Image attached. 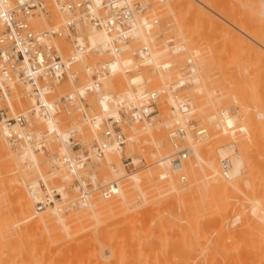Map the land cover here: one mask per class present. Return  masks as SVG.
Instances as JSON below:
<instances>
[{"label": "rangeland", "instance_id": "374dc122", "mask_svg": "<svg viewBox=\"0 0 264 264\" xmlns=\"http://www.w3.org/2000/svg\"><path fill=\"white\" fill-rule=\"evenodd\" d=\"M173 1L166 0L162 16L171 24L170 33L183 42L178 32H175V22L170 17L171 14L168 10ZM189 1L193 2V0ZM214 2L216 8L213 7L212 9L211 6V9L215 12L209 11V15H216V11L219 13L217 8H221L224 11L221 13L222 17L218 15L216 16L219 17L217 21L208 22H206L208 19L204 20V18L203 24L201 23V30L206 33L202 34L203 39L200 40L201 38H199L197 43L188 41L187 46L185 44L187 53L195 54L197 71L194 76L200 74L201 77H205L204 79L201 78L200 88L195 89L193 76L185 94L192 100L190 117L198 125L206 127L207 132L210 133L209 138L193 141V143L198 142L199 147H204L206 144L207 151H211L212 147L214 148L212 151L220 172L222 173L221 159L227 157L230 159L232 153L221 158L218 150L232 146L233 152L243 151L241 155L245 154L243 157L245 164L234 181L235 186L234 184H215V187L214 184L203 185L200 184V181L198 183L193 179L194 182L188 186L189 190L187 184L190 183V173L193 174L194 168L190 167V162L193 159V156L190 155L189 158L192 159L188 160L186 168L182 171L187 177L184 183L179 182L180 173L170 169V175L174 182L178 186L186 185L189 191L182 189L185 190V193L178 195L174 192H168L166 188L169 186L163 185L164 188L161 189L164 190L160 189L161 192L159 193L152 192L151 189L148 190L150 191L147 195L150 196L148 202L142 201V197L134 194L128 208L123 207L122 209L121 207V210L115 213L104 211L100 214L99 211L101 216L96 217L92 210L84 212V207L81 205L67 208L69 202L75 198V192L72 189L73 181L71 177L68 180L62 178V172L69 173L60 163L52 166L53 163L50 161H52V156H56L55 152L59 149L60 142L48 139V153H37L40 173L46 175L51 171L56 172V176H51L50 179L48 178L49 180H46L48 185L40 178L41 174L37 169L29 168L28 162L24 160H18L19 166L22 168V170L18 169L19 171H12L13 167L16 168L13 161H8L5 167L3 165L6 163H2V168H4L0 170V180L3 184L0 182V187L2 186V189L5 188L6 190H4V195L2 194L3 198L1 197L2 204L6 207L3 213L7 218L17 214L15 211L17 198L14 193L18 186L16 185L17 182H23V190L29 196L28 192L31 191L29 184L37 180L41 188L38 195H42L44 186L46 188L48 186L47 190L57 189L59 186L65 187L66 197L64 199L56 198L60 204H63L64 210L62 212L61 209L59 210L63 215H68L72 209V218L74 216L75 218L68 221L69 225L65 229L66 232L60 230L61 228L50 232L40 228L35 229V227L33 229L27 227L28 229H26V227L21 226L26 225V223L15 226L17 228L12 227L14 231L9 229L6 232V234L10 232V235H7L5 239L0 238V264H264V121H262L264 115L261 116L264 114V8H262L264 3L263 0H215ZM260 10L263 11L262 15ZM236 14L241 18L243 17L244 21L241 22H245V25L242 23L243 27L240 28L250 38L241 32L239 33L233 27H229L223 20V18L230 20L229 16L236 19L238 17ZM58 19L56 9L52 8V15L48 21ZM45 21L47 23V20H43L41 24ZM209 24L213 25L210 29H208ZM226 31L227 33H224ZM248 31H253V33ZM252 39L258 41L262 47L260 48ZM209 48H212V54L209 53ZM197 54L199 55L198 58H196ZM202 57L206 60L203 61ZM181 58L182 56L178 59L181 60ZM197 62L200 65L203 64L205 68L199 66ZM198 67L205 70H198ZM167 74L169 75L168 79L170 78L165 80L167 85L161 82L162 79L159 84L164 85H160L167 87L178 76L176 71ZM152 75H155L153 76L155 79L161 78L157 74L146 76L151 77ZM112 81V88L114 89L121 90L126 86L125 77L122 75H117ZM154 84L157 83L154 82L152 87ZM74 89V85L65 83L56 88L55 94L61 95L74 91ZM206 90L215 91L211 98L202 95L204 92L206 94ZM198 93H202V97L196 98L195 95ZM93 103L98 108V105ZM170 103L168 98L167 101L159 104V113L155 117L149 132L139 125L137 128L140 131L136 134H131L132 129H129V134L132 137L126 147L120 152H110L107 155L108 158L105 157L94 168L93 173L96 175L99 185L107 184L105 177L109 178V176L115 177V180L119 178L118 184H121L122 181L124 184L125 179L118 175L120 170L124 174L143 173L149 168V171L154 173L164 171V168L162 170L164 166L159 161L170 151V143L166 137L164 124L181 116L178 111H172L173 105ZM30 105V99H22L20 104L24 109H28ZM177 113L180 116L176 115ZM220 121L224 123L221 124ZM58 123L62 130H66L70 126L79 127L78 132L82 135L85 143H91L94 134L93 128L89 124L81 122L77 114L69 118L61 113ZM34 124L37 130L44 131L46 129V125L39 120H35ZM253 129L258 131L254 132ZM255 135L258 139L255 138ZM255 141L257 143L260 141L259 146ZM6 143L2 137L0 139L2 150H7L8 145ZM9 149H12L17 156L19 150L12 146ZM125 155L143 157L147 166L135 171H126L123 166V156ZM249 167H252V170ZM114 170L118 171V174L113 173ZM156 173L154 176H159ZM156 177L155 179H157ZM115 180L112 179V181ZM29 197L33 199L31 195ZM93 197L94 199L97 197L102 199L99 192L92 195L91 201ZM32 204L33 209L39 213H46L47 208L53 209L52 206H54L51 204L43 210H38L35 201ZM71 211L69 212L70 215ZM60 213L57 211L55 215L61 216ZM7 227H5V231ZM39 232L42 234L40 235Z\"/></svg>", "mask_w": 264, "mask_h": 264}, {"label": "built area", "instance_id": "2783aa9c", "mask_svg": "<svg viewBox=\"0 0 264 264\" xmlns=\"http://www.w3.org/2000/svg\"><path fill=\"white\" fill-rule=\"evenodd\" d=\"M165 3L0 0L1 132L15 149L30 147L48 153V139L60 142L55 157L69 173L75 192L69 205L86 203L96 192L104 199L118 193L117 181L99 185L94 168L110 150L126 147L133 126L152 127L159 104L168 95L175 102L172 111L181 116L164 124L170 143L167 157L171 170L180 173L179 182L187 180L182 171L192 154L190 141H200L208 132L190 117L192 100L185 91L197 65L194 54L187 53L170 33L171 24L162 16ZM52 8L59 19L48 21ZM43 20H47L44 28L40 25ZM96 32L104 39L92 44L90 37ZM157 53L162 57L155 61ZM172 71L178 76L167 87L149 86L146 75ZM117 75L125 77L126 86L121 90L112 88ZM65 83L74 85V91L56 95V88ZM22 99L31 100L28 109L20 106ZM61 113L69 118L77 114L81 122L89 124L94 131L91 143H85L76 126L62 130L58 123ZM35 120L46 129H35ZM230 164L228 157L220 161L226 178ZM123 166L135 171L147 162L143 157L125 155ZM43 188L42 195L31 190L38 210L62 198L57 189L49 192Z\"/></svg>", "mask_w": 264, "mask_h": 264}, {"label": "bare ground", "instance_id": "6f19581e", "mask_svg": "<svg viewBox=\"0 0 264 264\" xmlns=\"http://www.w3.org/2000/svg\"><path fill=\"white\" fill-rule=\"evenodd\" d=\"M169 1V0H168ZM171 1V0H170ZM215 0H204V1H199V0H195V3H194V0H193V2H191V1H187V0H174L173 1V4H170V6H169V13L171 14V16L170 17H172L173 18V21L175 22V26H174V28L176 29L175 30V32H178V35H179V37L182 39V43L184 44V46H185V44H186V46H187V42L188 41H192V42H195V43H197V42H199L198 40H199V38H201L200 40H202L203 39V31L201 30L202 29V27H201V23L204 21V20H206V19H208V20H206V22H208V21H217V18H219V17H216V16H220V17H222L221 16V13H224V11H223V9H221V8H217L218 10H219V13H217V11H216V15L214 14V16H213V14H211V15H209V11H211V12H215V11H212V9H213V7H215L214 6V4H215V2H214ZM217 1V0H216ZM236 1V0H235ZM247 1V0H246ZM258 1V0H257ZM261 1V0H260ZM178 3V4H177ZM241 3H243V2H241ZM252 3V2H251ZM254 3V2H253ZM263 3H264V0H263ZM254 5V4H253ZM167 6V5H166ZM211 6H212V9H211ZM237 6V5H236ZM255 6V5H254ZM263 6H264V4H263ZM168 7V6H167ZM234 7V6H233ZM253 7V6H252ZM216 8V7H215ZM214 8V9H215ZM248 8V7H247ZM258 8V7H257ZM256 8V9H257ZM262 8H264V7H262ZM261 8V10H263ZM260 10V11H261ZM232 11H233V9H232ZM248 11V10H247ZM250 11H253V10H250ZM257 11V10H256ZM167 12V11H166ZM210 12V13H211ZM249 12V11H248ZM247 12V13H248ZM168 13V12H167ZM232 13H234V12H232ZM252 13V12H251ZM256 13V12H255ZM262 13H263V11H261V15H262ZM254 14V13H253ZM259 14V13H258ZM238 17L236 18V16H234L236 19H234V18H231L230 16L228 17L230 20H228V19H226V18H223V20H225V23H227L226 25H228L229 27H233L235 30H237V31H239V33L241 32V34L243 33V35L245 34L242 30H241V28L243 27V25H245V22H241L242 20L244 21V19H243V17L241 18V16H239L238 14H236ZM255 15V14H254ZM168 16V15H167ZM259 16V15H258ZM258 16H256V17H258ZM245 17V16H244ZM248 17H250V16H248ZM256 17H254V18H256ZM261 17V16H260ZM264 17V16H263ZM205 18V19H204ZM253 18V17H252ZM204 19V20H203ZM260 19V18H259ZM203 20V21H202ZM256 20V19H255ZM257 21V20H256ZM253 22H254V20H253ZM261 22V21H260ZM242 23H244L243 25H242ZM250 23V22H249ZM203 24V23H202ZM258 24V23H257ZM41 26H47V23L46 22H44V23H42V24H40ZM239 26V28H238V26ZM261 25V24H260ZM250 26V25H249ZM201 27V28H200ZM209 27V28H208ZM208 29H210L211 27H213V25L212 24H209L208 25ZM241 27V28H240ZM256 28H257V26H256ZM251 30V29H250ZM172 31H173V29H172ZM248 32H252L253 33V31H248ZM224 33H227V31L226 32H224ZM223 33V34H224ZM204 34H206V33H204ZM255 34H256V32H255ZM244 36H247V37H249L250 38V36H248V35H244ZM253 37V36H252ZM251 37V38H252ZM263 37V36H262ZM103 39H104V35L103 34H101V33H93L92 35H91V37H90V41L92 42V44H98V43H100L101 41H103ZM251 40V39H250ZM252 41H254V43H256L258 46H260V48L262 47V45H260V43L258 42V41H256V40H254V39H252ZM204 42H206V41H204ZM209 42V41H208ZM202 43V42H201ZM203 44V43H202ZM204 44H206V43H204ZM201 45V44H200ZM200 45H198L199 47H201ZM210 45V44H209ZM209 45H207V46H209ZM211 46V45H210ZM209 46V47H210ZM198 47V48H199ZM203 47V46H202ZM206 47V46H205ZM212 47H214V46H212ZM254 47V46H253ZM259 48V47H258ZM264 48V47H263ZM205 49V48H204ZM212 49V48H211ZM210 48H209V53H211V50ZM208 50V49H207ZM200 51H202L201 50V48H200ZM257 51V50H256ZM208 52V51H207ZM212 54V53H211ZM211 54H209V56H211ZM257 54V53H256ZM198 55V54H197ZM194 56H195V54H194ZM208 56V57H209ZM160 57H162L161 56V53H157L156 55H155V61H157V60H159L160 59ZM199 57V55L196 57V58H198ZM206 57V56H205ZM203 58V61H204V59L206 60V58H204V57H202ZM210 58H212V57H210ZM202 61V60H201ZM201 61H200V63H201ZM203 61H202V63H203ZM198 63V62H197ZM204 63H206V62H204ZM258 63V62H257ZM199 64V63H198ZM199 66H202V67H204L203 66V64L202 65H200L199 64ZM205 68V67H204ZM201 69H203V68H201ZM201 69H199V67H198V70H201ZM203 70H205V69H203ZM196 71H197V69H196ZM196 73V72H195ZM194 73V74H195ZM194 74L192 75V77L194 76ZM199 74V73H198ZM171 75V74H170ZM153 76H155V75H152L151 77L150 76H148V77H150V79L151 80H153V81H151V82H149L150 83V87H152V84L155 82V83H157L158 84V86L160 87H166V86H162V85H164V84H166V81L165 80H167L168 79V77H169V75L166 73V74H160V79L158 78V79H155V78H153ZM203 76V75H202ZM192 77H191V82H192ZM153 78V79H152ZM167 78V79H166ZM201 78L202 79H204L205 77H201L200 76V74L199 75H196V76H194V78H193V81H194V83H195V85H196V87H195V89H199L200 88V82H201ZM162 79V81L161 82H163L164 84H162V83H160V84H162V85H160L159 84V82H160V80ZM170 79V78H169ZM168 79V80H169ZM156 80V81H155ZM157 80H159L158 82H157ZM167 83H168V81H167ZM157 84H154L153 85V87H158V86H155V85H157ZM167 85V84H166ZM212 90V89H211ZM211 90H206V94H205V92H204V94H202V93H198L197 95H195V97L196 98H199V97H202V95H204V96H207V98H211V96L214 94V92L215 91H211ZM255 90V89H254ZM202 94V95H201ZM237 98V97H236ZM169 100H170V104H172L173 106L175 105V102H174V99H173V97L171 96V95H169ZM241 100V99H240ZM239 100V101H240ZM238 101V100H237ZM240 104V103H239ZM239 107V106H238ZM191 111H192V109H191ZM223 111V110H222ZM243 111V110H242ZM222 113V112H221ZM254 113V112H253ZM175 114V113H174ZM261 114V113H260ZM260 114H259V116H260ZM176 115H179L178 113L176 114ZM175 115V116H176ZM215 115V114H214ZM214 115H212V117H215ZM253 115V114H252ZM256 115H257V113H256ZM262 115H264V114H261V116ZM171 116V115H170ZM173 116V115H172ZM180 116V115H179ZM243 116V115H242ZM253 117V116H252ZM256 118V117H255ZM242 119V118H241ZM250 119V118H249ZM254 119V118H253ZM259 119V118H258ZM248 121H250V120H248ZM254 121H255V119H254ZM253 121V122H254ZM262 121H264V118H263V120ZM257 122V121H256ZM260 122V121H259ZM219 123V122H218ZM220 123H221V121H220ZM219 123V124H220ZM222 123H224V122H222ZM221 123V124H222ZM264 123V122H263ZM219 124H217L218 125V127H219ZM239 124H242V123H239ZM224 126H225V124H223ZM243 125V124H242ZM208 126V125H207ZM238 126V125H237ZM256 126V125H255ZM254 126V127H255ZM244 127V126H243ZM77 129H79V127H76ZM144 128V130H146V131H150V129H151V126H145V127H143ZM236 128V127H235ZM258 128V127H257ZM132 133L131 134H136L138 131H140V129H138L137 128V126H133L132 128ZM224 129H225V127H224ZM223 129V130H224ZM242 130H244V129H242ZM257 130V129H256ZM256 130H254L253 129V131L254 132H257ZM0 131H1V129H0ZM234 131V130H233ZM245 131H246V129H245ZM249 132V131H248ZM251 132H252V129H251ZM261 133V132H260ZM249 134V133H248ZM254 134H256V133H254ZM263 134V133H262ZM210 133H208L202 140H204V139H207V138H209L210 136ZM258 135V134H257ZM62 136H63V138H66L67 137V132L66 131H64L63 133H62ZM241 136V135H240ZM259 136V135H258ZM3 137V134H2V132H0V139ZM249 137V136H248ZM255 138H257V136L255 135ZM260 138V137H259ZM3 139H4V137H3ZM133 139V138H132ZM258 139V138H257ZM201 140V141H202ZM252 140H253V138H252ZM255 140V139H254ZM4 141H5V139H4ZM6 142V141H5ZM256 142V141H255ZM198 142H194L193 143V141H190V145H191V151H192V160H193V162H192V160L189 158V161L191 160V162H190V167L191 168H193V174L192 173H190V183L189 184H187V187L190 185L191 186V184H192V182H194V180L193 179H195L196 181H198V183H199V181H200V184H203V185H211V184H214V186L216 187V185L215 184H218V185H221V184H223V185H225V184H234V181H235V179H236V177H237V175H239V173H240V171H241V169H243L242 167H243V165L245 164L244 163V160H245V158H243V157H245L244 155L245 154H243V156L241 155L242 154V152L243 151H238V153H235V152H233V148H231L232 146H227L226 147V149L224 148L223 150H222V148L220 149V150H218V152H219V154H220V156H221V158L223 157V156H225V155H227L228 156V154L230 153H232V156L230 155V168H229V171H228V177L226 178L221 172H220V170L218 169V164H217V162H216V157L214 156V154H213V151H212V149H214L213 147H212V149H211V151H207V147H206V144L204 145V147H199V145L197 144ZM220 143V142H219ZM223 143V142H222ZM257 143V142H256ZM259 143H260V141H259ZM259 143H257V146H259L258 144ZM7 145H8V147L10 148V145L8 144V142L6 143ZM207 145H209V144H207ZM215 145V144H214ZM217 145V144H216ZM231 145V144H230ZM239 145V144H238ZM7 147V150H2L1 149V147H0V162H1V164H0V170L1 169H3L5 166H7V163H8V161H13L14 163H15V165H16V168L15 167H13L12 169V171H16V170H18V169H21L22 170V168L19 166L20 164H19V162H18V160H24V161H26V162H28L26 165L29 167V168H36L37 169V171L40 173V168H39V165H38V160L39 159H37V153H41L40 151L39 152H36L34 149H32V148H30V147H23V148H21V149H16V150H19V152H18V154H20L19 155V157H20V159H18L17 158V156H18V154H17V156H16V153H14L13 151H12V149H9ZM158 147H160V145H158ZM206 147V148H205ZM206 149V151H204L205 149ZM15 150V151H16ZM239 150V149H238ZM245 150V149H244ZM115 151H121V150H110L108 153H107V155L110 153V152H115ZM239 152H241L240 154H239ZM106 155V159L108 158V156ZM39 158V157H38ZM25 162V163H26ZM50 162H52L53 164H52V166H54V164H58V161H57V158H55V156H52V161H50ZM2 163H6V165H3L4 167L2 168ZM11 163V162H10ZM22 163V162H21ZM195 163V164H194ZM13 164V163H12ZM12 164H10V165H12ZM160 164H162L164 167H162V170H163V168H164V171L163 172H160L159 171V173H156V175H159V176H154L155 175V173L154 172H152V171H149L150 170V168H149V170L148 171H143V173H140V172H134L133 174H124V172L123 171H119V174H118V171H112L113 173H116V174H118V175H120V177L121 178H124L125 179V181H124V184H122L123 183V181H122V183L121 184H119V186H120V188H119V191H118V193L116 194L117 195V197H112V198H109V199H100V198H98L97 197V199L95 198L94 199V197L92 198V201H91V199L89 200V201H87L86 203H83V204H81V206H83L84 207V212H87L88 210H92V211H94L93 213H94V216H96V217H98V215H99V211H100V214H102L104 211H112L113 213H115L116 211H118V210H121V207H122V209H123V207H126V208H128L129 207V203L132 201V196H134V194L135 195H139L140 197H142L141 199H142V201H145V202H148L149 201V199H150V196H147L149 193H150V191H148L149 189H151V191L152 192H161V190H164V189H161V188H164V186L163 185H166L165 187H167V186H169L168 188H166V190L168 191V192H174V193H176V194H178V195H182L183 194V192L185 193V190L186 191H189L190 190V188H189V190H187V188H186V185H184V186H178L175 182H174V180H173V178L171 177V175H170V160H169V158L167 157V154L165 155V156H163L162 158H161V160H160ZM14 165V164H13ZM25 166V165H24ZM27 166H26V168H27ZM113 166V165H112ZM122 166V165H121ZM157 166V165H156ZM160 166V165H159ZM158 166V168H160ZM195 166H197L196 168H195ZM8 168V167H7ZM6 168V169H7ZM186 168V167H185ZM184 168V169H185ZM249 168H251V170H252V167H249ZM11 169V168H10ZM24 169H25V167H24ZM23 169V170H24ZM35 169V170H36ZM56 169V168H55ZM157 169V168H156ZM183 169V170H184ZM34 170V171H35ZM151 170H152V168H151ZM153 170H154V168H153ZM158 170V169H157ZM19 171V170H18ZM32 171V170H31ZM51 171V170H50ZM108 171V170H107ZM156 171V170H155ZM1 172V171H0ZM62 172V171H61ZM112 172H110V173H112ZM250 172V171H249ZM55 173L56 172H53V171H51V173H49V174H44V173H40L41 175V179L43 180V182L46 184V185H48L47 184V179L49 178L50 179V177L51 176H54L55 175ZM154 173V174H153ZM242 173V172H241ZM25 174H26V172H25ZM62 178L64 179V180H68L69 179V177H70V175L69 174H67V173H64V172H62ZM107 174V173H106ZM108 175V174H107ZM56 176V175H55ZM114 176V175H113ZM116 176V175H115ZM103 177H104V175H103ZM118 177V176H117ZM155 177L157 178V179H155ZM224 177V178H223ZM106 178V181L107 182H111L112 181V179L113 180H115L114 178H112V176H109V178H107V177H105ZM226 178V179H225ZM48 179V180H49ZM116 179H118L119 180V178H116ZM109 180V181H108ZM118 180H115V181H117L118 182ZM154 180V181H153ZM155 180H157V181H155ZM160 182H159V181ZM121 181V180H120ZM0 182H1V180H0ZM205 184H204V183ZM163 183H166V184H163ZM1 184H3V182H1ZM168 184V185H167ZM197 184V183H196ZM16 185H18L15 189V191H14V193L16 194L15 196H16V198H17V202H15L16 204V208H15V211H16V213L17 214H15L13 217H11V218H7L6 217V215L3 213L4 212V209L6 208V207H4L3 206V204H2V194L3 193H5L4 192V190H5V188L4 189H2V186L0 187V238H2V239H5L6 237H7V235H10V232H9V234H6V232H8L9 231V229H11L12 230V227H14V228H17V227H15V226H19L21 223L22 224H25L26 223V225H21V226H23V227H26V229H28L27 227H29L30 229H33V227H35V229H44L45 231H47V232H50L51 230H54V229H60V230H65L66 228H67V225H69L68 224V221L69 220H71V219H73L74 220V218H75V216H74V218H72V215H73V210L71 209L72 207H76V206H72V205H69L68 204V206H67V208L68 207H71L70 209L72 210H70L71 211V215H70V211L68 212V215H63L62 213H60V210L59 209H61V212L64 210L63 209V204H60V202L58 201V200H54V206H52L53 207V209L51 208V207H49V208H47V210H46V213H39V212H36L34 209H33V201H35V199L33 198H31V197H29L30 195H31V191L30 192H28L29 193V196L24 192V190H23V182H17L16 183ZM234 186H235V184H234ZM185 187V188H184ZM211 187V186H210ZM27 188H28V186H27ZM29 188H31V190H33L34 192H36L37 194L38 193H40V187H39V182L37 181V180H34V181H32L30 184H29ZM47 188H48V186H47ZM161 189V190H160ZM182 189H185L184 191L182 190ZM14 190V189H13ZM12 190V191H13ZM49 190V189H48ZM6 191V190H5ZM49 191H51V190H49ZM57 191L61 194V196H62V198L64 199L65 197H66V192H65V187H63V186H59L58 188H57ZM191 191H192V188H191ZM212 191V190H211ZM214 192V191H213ZM189 193V192H188ZM209 193H210V191H209ZM213 194V193H212ZM4 195V194H3ZM97 195H98V193H97ZM211 195V194H210ZM153 196V195H152ZM2 197V198H1ZM137 197V196H136ZM32 200H31V199ZM210 198V197H209ZM212 198V197H211ZM94 199V200H93ZM139 199V198H138ZM216 199V198H215ZM219 199V198H218ZM154 200V199H153ZM153 200H152V202H153ZM141 201V200H140ZM207 201V200H206ZM217 201H219V200H217ZM136 202V201H135ZM208 202V201H207ZM210 203V202H209ZM204 204V203H203ZM210 204H212V202L210 203ZM217 205H218V203H216ZM206 205H207V203H206ZM78 206H80V205H78ZM77 206V207H78ZM201 207V206H200ZM204 207H205V205H204ZM51 208V209H50ZM78 209V208H77ZM97 210H98V213H97ZM59 212L60 213V215L61 216H56L55 214H56V212ZM76 212V211H75ZM74 212V213H75ZM111 213V212H110ZM99 216H101V215H99ZM7 226H9V227H7ZM5 227H7L6 228V231H5ZM19 230V229H18ZM12 231H14V229L12 230ZM55 231V230H54ZM16 232H17V229H16ZM42 232H43V230H42ZM46 232V233H47ZM65 232H66V230H65ZM14 233V232H13ZM38 233V232H37ZM39 234H40V232H39ZM42 234V233H41ZM40 234V235H41ZM17 236H19V234H17ZM39 238V237H38ZM258 264V263H257Z\"/></svg>", "mask_w": 264, "mask_h": 264}, {"label": "snow or ice", "instance_id": "6c2138e0", "mask_svg": "<svg viewBox=\"0 0 264 264\" xmlns=\"http://www.w3.org/2000/svg\"><path fill=\"white\" fill-rule=\"evenodd\" d=\"M82 94V93H81ZM102 103H103V101H102Z\"/></svg>", "mask_w": 264, "mask_h": 264}]
</instances>
